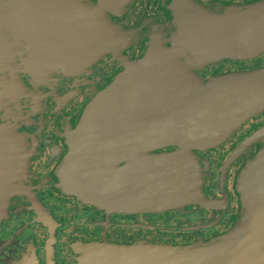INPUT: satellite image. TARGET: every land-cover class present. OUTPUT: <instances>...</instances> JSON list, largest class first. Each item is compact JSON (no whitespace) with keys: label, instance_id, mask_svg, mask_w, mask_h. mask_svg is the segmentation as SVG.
<instances>
[{"label":"flooded vegetation","instance_id":"af4514ba","mask_svg":"<svg viewBox=\"0 0 264 264\" xmlns=\"http://www.w3.org/2000/svg\"><path fill=\"white\" fill-rule=\"evenodd\" d=\"M260 1L61 0L52 5L53 26L81 38L83 45L78 50H36L34 80L23 72L22 50H10L0 62L1 174L14 186L0 222V264H19L31 254L38 264H82L84 249L103 242L185 246L230 229L244 205L236 180L246 163L264 150V141L242 147L249 135L264 129V107L230 140L190 150L187 178L197 190L196 199H187L191 190L180 191L176 196L186 199L168 209L144 208L139 201L134 206L133 191L128 192L127 206L109 204L86 182L77 163L80 153L75 152L73 162L71 137L86 103L147 50L173 52L179 64L203 81L264 68V46L249 54L228 50L225 57L208 60L202 50L181 45L184 41L187 46L188 37H198L202 25L195 23L203 20L198 9L245 10ZM227 22L226 35L238 37L237 45L249 32L264 38L257 14L229 15ZM104 37L108 46L96 47ZM47 54L54 64L47 57L45 63ZM62 57H72L68 68ZM180 150L170 145L151 154L175 155ZM120 158L119 164L133 160L128 152Z\"/></svg>","mask_w":264,"mask_h":264},{"label":"water","instance_id":"95a60500","mask_svg":"<svg viewBox=\"0 0 264 264\" xmlns=\"http://www.w3.org/2000/svg\"><path fill=\"white\" fill-rule=\"evenodd\" d=\"M56 1L61 0H0V62L10 55L7 50H22L23 72L34 80L38 75L36 50H78L83 45L81 38L59 33L49 20ZM202 10L197 14L203 20L195 23L202 25L198 37L185 41L188 50H202L208 60H214L225 57L228 50L249 54L263 48L264 38L251 32L240 37L237 45L238 37L227 36L226 28L229 15L257 14L264 23V2L245 10ZM107 41L104 37L94 45L107 47ZM173 55L147 50L141 59L125 66L89 100L73 130V162L75 152L80 153L77 163L85 171L86 182L111 205L127 206L130 191L134 206L139 201L144 208L174 207L186 199L176 196L180 191L191 190L187 199H196L197 190L187 178L190 150L230 140L264 106V68L203 81ZM46 57L55 63L48 54L45 63ZM60 62L70 65L72 57H62ZM262 141L264 129L249 135L242 147ZM170 145L181 150L175 155L151 154ZM121 152L132 153L131 164H119ZM2 166L1 162L0 222L6 218L14 187L1 174ZM236 192L244 205L222 235L185 246L97 244L87 247L86 253L84 249L82 264H264V150L241 170Z\"/></svg>","mask_w":264,"mask_h":264},{"label":"rangeland","instance_id":"374dc122","mask_svg":"<svg viewBox=\"0 0 264 264\" xmlns=\"http://www.w3.org/2000/svg\"><path fill=\"white\" fill-rule=\"evenodd\" d=\"M86 42V41H85ZM184 48V50H188V47L187 46H182ZM214 77V76H213ZM88 103V102H87ZM86 103V104H87ZM264 106H262L260 109H262ZM136 243H141V242H136ZM101 244H107V243H101ZM97 245V244H96ZM114 245V244H112ZM87 250V248L85 249ZM19 264H38V262L36 261L35 259V255L34 254H31L30 256H23V259L21 260V262H19Z\"/></svg>","mask_w":264,"mask_h":264},{"label":"crops","instance_id":"0c3cea01","mask_svg":"<svg viewBox=\"0 0 264 264\" xmlns=\"http://www.w3.org/2000/svg\"><path fill=\"white\" fill-rule=\"evenodd\" d=\"M7 51H10V50H7ZM0 70H1V68H0Z\"/></svg>","mask_w":264,"mask_h":264}]
</instances>
